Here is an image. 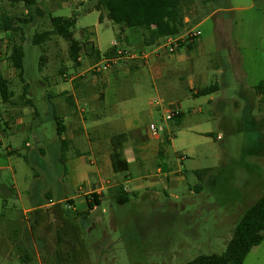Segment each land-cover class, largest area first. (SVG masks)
<instances>
[{"label":"rangeland","instance_id":"1","mask_svg":"<svg viewBox=\"0 0 264 264\" xmlns=\"http://www.w3.org/2000/svg\"><path fill=\"white\" fill-rule=\"evenodd\" d=\"M250 3L253 10H232ZM94 4V0H40L37 7L43 15L32 11L29 16L16 0H0V17L15 18L21 26L9 39L0 32V75L13 93L9 102L0 97V264H21L25 255L30 256V264H57L52 254L53 230L48 225L57 230L56 216H44L48 220L42 226L41 213L35 210L26 215L24 209L47 204L45 193H50L55 205L59 199L80 195L81 175L95 169L91 160L110 175L104 163L112 153L109 142L118 135L124 137L118 148L123 158L132 163L139 156L155 159L159 166L153 167L149 177L160 181L143 180L132 169V180L124 184L130 202L118 206L104 200L87 222L73 218L81 206L74 211L76 203L61 205L68 218L66 233L74 232L86 250V256L76 262L186 264L199 256L223 254L244 212L264 195V93L255 90L264 79V0L189 2L183 7L182 34L197 31L200 47L189 52L188 76L179 80L167 74L136 86L121 70L129 61L94 74L97 63L83 57L80 68L73 66L62 39L53 38L42 48L31 45L35 33L50 29V18L73 15L77 18L74 37L82 40L88 32L89 40L105 52L117 42L120 28L107 19L99 24ZM24 19L28 24L18 22ZM11 43L22 45L24 81L7 61ZM118 44L127 52L142 48L129 32ZM42 56L45 62L40 70ZM196 75L199 79L202 75L206 87L218 86L212 102L210 96L192 97L189 78ZM108 77L119 79L118 92L126 96L124 100H108L103 83ZM75 83L80 85L72 90ZM26 84L24 98L31 105L24 103ZM64 93L73 98L75 109L68 107ZM165 110L183 116L167 121ZM53 115L70 122L72 134L65 137H72V143L64 160ZM98 119L103 125L92 127ZM151 124L158 129L156 137L149 132ZM139 139L146 143L159 139L155 154L138 153L135 140L142 143ZM159 150L164 154L161 159ZM77 153L85 157L76 158ZM203 170L211 172L198 180L195 173ZM243 264H264V242L251 249Z\"/></svg>","mask_w":264,"mask_h":264},{"label":"trees","instance_id":"2","mask_svg":"<svg viewBox=\"0 0 264 264\" xmlns=\"http://www.w3.org/2000/svg\"><path fill=\"white\" fill-rule=\"evenodd\" d=\"M40 0H16L21 3L26 9L29 16L31 12L38 16H42L43 12L37 7ZM93 11L99 14V24L107 19L114 25L120 28V33L116 38L120 43L121 34L128 31L134 34L141 42L142 49H151L158 46L165 38L175 37L181 35L185 28V16L183 14V7L192 0H94ZM203 5L208 4L215 0H201ZM90 10V11H92ZM15 18H9L2 15L0 17V32L4 33L6 37L21 31V26H18L14 22ZM19 23L26 25L29 20H19ZM77 23V18L73 15L71 17H55L49 19L50 29L35 33L31 37V45L34 47L42 48L45 44L50 42L53 38H59L65 41L68 45V56L75 68H80L81 57L86 61L89 60L93 64H98L103 60H110L117 58L116 48L110 47L105 52H100L95 47L94 42L90 39L88 32H84V39L77 40L74 37V28ZM14 25V26H13ZM196 42L189 44H182L180 48L186 47L187 50H192ZM11 52L7 57L9 65L18 73V76L22 79L24 72V52L22 45L11 43ZM121 48V46H120ZM179 48V49H180ZM122 49V48H121ZM45 58L42 56L40 59V70L44 65ZM62 74V72L60 73ZM97 74V73H94ZM22 81H24L22 79ZM219 90L217 85H213L197 92L195 97H206L216 93ZM257 94L264 93V82H260L255 88ZM27 84L23 88V98L27 95ZM65 101L69 108L74 109V101L72 97H66ZM13 93L10 90L9 82L0 75V97L3 102H9ZM25 99V98H24ZM24 103L31 105V101L24 100ZM179 119V114L173 119ZM56 133L60 137L65 134L66 129L61 122V119L55 117ZM168 140V138H167ZM124 142L122 135L114 136L111 138L112 153L110 155L111 168L114 174H125L128 172V164L124 160L123 156L119 152L121 144ZM62 159L64 154L68 150L69 142L62 140L61 142ZM81 156L80 154H77ZM159 158L161 159L164 154L162 150H159ZM63 159V160H64ZM211 171L203 170L195 173L198 180H202ZM127 179L128 177L125 176ZM200 187L196 188L199 190ZM110 200L118 206L127 205L130 202V196L125 191L122 184H118L110 188L107 192ZM72 202L66 204L71 205ZM101 206L100 197L91 194L86 197V209L83 212H74L73 217L76 219H82L85 222L88 220L90 212ZM68 211H70L68 209ZM35 212L41 213L43 225L45 224L48 215L53 213L57 220V230L53 229L52 224L48 225L53 230L55 249L54 254L55 262L57 264H78L76 261L86 256V250L81 240L70 231L66 233L65 226L68 218L66 217V210L61 205H56L50 210L43 212L36 210ZM44 216H46L44 218ZM48 220V219H47ZM39 238V237H38ZM40 239V238H39ZM41 240V239H40ZM264 242V195L260 197L250 208H248L240 221L233 230L231 239L227 244L225 252L221 255H203L195 258L193 261L186 264H243L247 255L251 249L257 247ZM43 248V240L40 241ZM41 248V249H42ZM65 249V250H63ZM78 254L79 256H76ZM31 258L29 255H25L21 264H30Z\"/></svg>","mask_w":264,"mask_h":264},{"label":"crops","instance_id":"3","mask_svg":"<svg viewBox=\"0 0 264 264\" xmlns=\"http://www.w3.org/2000/svg\"><path fill=\"white\" fill-rule=\"evenodd\" d=\"M253 9H254V4L250 3V5H248L246 7L233 8L232 10H235L237 12H243V11H249V10H253ZM214 13H210V14L212 15ZM127 37H128V31H125L124 33L121 34V39L126 40ZM94 44H95V42H94ZM199 45L200 44H197V42H196L195 46H197V47H195V48H199L200 47ZM95 47L97 48L96 44H95ZM151 50L152 49H142L138 52H141V51L149 52ZM184 51L186 52V55L183 54ZM189 52H191V50L190 51L187 50L186 47L178 49L172 55L167 54L166 52H164L162 50H159L157 53L150 54L148 59L146 60V62L134 61V62L129 63L130 62L129 61V62H127V65H126L127 67L125 69H121L122 66L119 65L120 67H118L117 70L121 69V70H123L124 74H126L127 76H131V85H135V86L138 84H141V83H143V81H146L149 79L153 80L154 82L159 81L161 79H164V77L167 74L174 76V77L178 78L179 80H182V79H184V76H188L186 65H187L188 61L192 60L189 56ZM122 63L124 64L125 62L123 61ZM218 73H220L219 70H218ZM201 76H200V79H199V76H197V75L194 77V79L189 78V90L192 92V97H195V95L197 94V92L199 90L207 88L206 87L207 83H205V79L201 78ZM198 80H199V82H198ZM117 81H119V79L116 77H113V78L108 77L107 79H105L103 81L104 86H107V88H108V91H106L108 93L107 94L108 100L110 97H113L118 101L124 100L126 98V96L124 94H121L122 92L121 93L118 92ZM197 82H198V85H197ZM260 82H264V79L263 78L260 79ZM260 82H258V83H260ZM79 85H80L79 83L78 84L75 83L74 86H70V87L73 90V89L78 88ZM120 91H122V89ZM64 94H62V96ZM66 94H67L66 97H71V96H68V93H66ZM209 96H210L209 101L212 102V97H211V95H209ZM64 98H65V96H64ZM51 99L52 98L50 97V100ZM108 100H107V102H108ZM74 105H75V103H74ZM175 105L178 108V106H179L178 103H176ZM51 110L53 111V107H51ZM178 113H179V116L181 118L183 116V114L179 111H178ZM55 117H57V116H54V115L52 116L53 120H55ZM58 118L61 119V122L63 123V125L66 129L65 134H68V133L72 134V132L69 130V124H70L69 120L66 117H58ZM100 121H101V119H98L97 121H95L94 124L92 125V127H97L98 125H103L102 123H100ZM14 123L19 124L21 122L14 120ZM109 129H111V127L107 128V130H109ZM65 134H63L62 136L59 137L60 151H61V143L60 142L62 140H65V141H68L69 143H72V141H71L72 137L69 136V138L66 139ZM134 138H138V137L134 136ZM141 141H142V143L138 144V142L135 140L136 145H138V150H139L138 153H140L142 155H144L146 151H149V152H152L155 154V152L157 151V147L160 144L159 139H157V140L147 139L148 143L143 142V141H145L143 139L140 140L139 142H141ZM70 145L71 144H69V146ZM27 146L28 145L25 144V147H27ZM10 153H12V151H9L8 154H10ZM77 154H79V153H77ZM80 155L81 156L76 155L77 156L76 158L85 157L83 154H80ZM87 160L90 161L91 159H87ZM124 160L126 161L125 158H124ZM126 162L128 164V172L126 173V175L123 174L124 176L122 178H117L116 175H118V174H114L112 171L110 157H109V160L105 161V163H104V168H105V170L109 169L110 175H104L101 167L99 165L93 164L94 162L91 160L90 166H93L95 169L93 170V172L88 171L86 173V175L85 174L81 175V178H82L81 183L77 188L78 191L81 192L80 195H78L75 198H70V199H59L57 201L56 205H58V204L59 205H65L67 202L70 201V202H72L71 205L73 203H76L75 207L73 208L74 211L77 210L76 209L77 205H79V207L81 206V208H79V209H82L81 211H84L86 209V197L90 196L91 194H95V195L100 197L101 206H102V203L104 202V200L110 201V197L108 196V194H107V196H104V193L106 191L108 192V190L110 188H112L118 184H122L125 191L130 196V192L128 191V189L126 188V186L124 184L132 180L131 170L134 169V171L137 174H140V176L143 180H146L147 178L151 179V177H149V176L152 173H154L153 167L158 165V163H156L155 159L149 160V159H146L144 156H142V157L139 156L137 158L136 162H134V163H132L130 160L126 161ZM147 164H149V166H150L149 171L147 169ZM144 165H145V167H143ZM159 171L160 170H157L158 173H159ZM165 172L166 171H164V174H166ZM167 173H168V171H167ZM125 176L128 178L126 179ZM150 181H152V183L155 184V183L159 182L160 180L158 178H155V179H151ZM103 185H105V187H102ZM99 186H101V188H99ZM13 189H15V188H13ZM44 198L48 200L47 204L41 205L42 204V202H41V204L39 203L37 205L30 206L29 208L24 209V214L27 215L29 213H32L35 210H41L43 208H45L46 210H50L56 206L51 201L50 193H45ZM72 200H74V202ZM97 209H94L93 211H91L90 214L92 212L96 211ZM81 211L79 210V212H81Z\"/></svg>","mask_w":264,"mask_h":264},{"label":"built area","instance_id":"4","mask_svg":"<svg viewBox=\"0 0 264 264\" xmlns=\"http://www.w3.org/2000/svg\"><path fill=\"white\" fill-rule=\"evenodd\" d=\"M198 38H199V33L193 29L187 33H184V34H181L175 37L165 38L158 46L151 48L152 50L149 52H144V51L127 52L120 48L118 42L114 41L110 47L116 48V54L118 57L112 58L110 60L101 61L100 63L95 65L93 71H95V73H105L109 71L110 68H113L114 66L116 67L119 62H123V61H130V62L144 61L146 62L150 54L157 53L159 50H162L166 52L167 54L172 55L180 48L182 44L184 45L186 43L189 44V43L196 42ZM177 115H178L177 111H173V110L166 111L165 110V119L167 121L173 119ZM149 132L152 137H156L158 135V129L156 128V126L152 124L149 126Z\"/></svg>","mask_w":264,"mask_h":264}]
</instances>
